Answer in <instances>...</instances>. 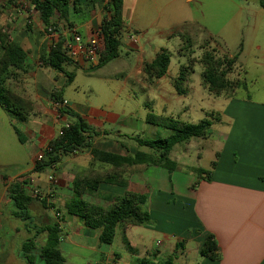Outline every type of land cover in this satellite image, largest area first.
Listing matches in <instances>:
<instances>
[{
  "label": "crops",
  "instance_id": "0c3cea01",
  "mask_svg": "<svg viewBox=\"0 0 264 264\" xmlns=\"http://www.w3.org/2000/svg\"><path fill=\"white\" fill-rule=\"evenodd\" d=\"M106 1L86 15L71 13V25L59 21L61 34L55 32L57 37L49 38L53 43L59 36L68 41L75 33L88 40L92 31L109 16ZM31 9L34 28H45L38 13L32 6ZM24 16L23 12L18 13L15 21L21 23ZM263 17L264 8L256 0H122L123 34L128 35L129 41L124 44V52L120 50L121 42L118 56L112 60H122L123 83L131 80L154 89L164 103L163 110L167 111L166 116H160L173 118V102L180 100L183 111L189 113L206 99L207 93L201 83L187 82L185 95H177L171 85L180 66L186 62L184 54L178 52L186 34L191 35L194 29L207 39L216 37L220 41L235 42L234 52L225 54H237L240 62L241 57L253 51L256 28ZM213 25L220 28L215 32L211 28ZM18 36L16 42L25 53L20 71L27 74L18 94L33 106L24 123L15 125L17 129L28 125L27 135L32 144L29 150L31 167L20 174L27 179L16 181L29 197L25 204L28 218H19L22 213L14 205V210L5 208L11 206L9 192L16 182L2 190L0 178V264H45L40 251L47 242V229L54 225L58 228L61 264H140L141 261L161 264L167 260L173 264H264V101L215 97L224 102L218 108L221 112L206 114L215 113V124L211 125L206 137L185 143L201 140L205 145L190 166L183 161L185 152L178 149L176 161L171 160L176 168L170 173L162 167L137 165L129 167L113 183L101 180L95 190L85 189L79 199L101 207H106L110 198L127 192L144 195L147 199L144 206L150 219L147 224L118 225L112 242L101 244L99 230L86 227L66 210V204L78 198L74 192L75 183L84 181L91 186L111 170L110 165L94 158V151L128 157L137 152L150 154L151 150L138 146L136 139L141 138L133 136L132 132L128 136L123 129L115 131V114L102 117L98 110L80 109L82 106L70 104L64 98L63 87L71 85L75 77L73 72H65V66L89 74L111 64L112 60L99 67L84 60H71V64L63 66L62 73L42 63L49 53L43 39H35L30 32L23 31ZM133 36L137 38L135 44L131 42ZM254 48L264 58V50H260L259 45ZM162 49L172 54L167 74L146 83L143 66ZM172 63L176 70L169 74ZM66 74L72 75L68 83ZM55 95L67 102L64 109L70 115L59 113L53 100ZM75 118L82 119L91 128L86 146L62 155L51 167L35 171L36 156ZM120 127L125 125L120 124ZM21 137L22 143L16 135L17 142L26 143L25 137ZM198 169L207 174L198 177ZM49 174L55 178L54 185L47 180ZM169 175L177 176L174 187L167 183ZM30 186L48 193L49 205L29 196ZM208 236H212L218 247L217 260L200 255Z\"/></svg>",
  "mask_w": 264,
  "mask_h": 264
},
{
  "label": "trees",
  "instance_id": "16d2710c",
  "mask_svg": "<svg viewBox=\"0 0 264 264\" xmlns=\"http://www.w3.org/2000/svg\"><path fill=\"white\" fill-rule=\"evenodd\" d=\"M105 0H7V3H26L33 7L38 13L45 29L51 27L54 32H58V22L64 21L68 26L71 25L69 15L79 14L86 15L101 6ZM257 4L264 8V0H256ZM122 0H107L106 9L109 16L105 18L100 30L103 35V45L99 52V63L97 67L109 62L118 56V50L121 45V38L124 28L121 21ZM188 40V39H187ZM67 41L59 36L58 41L49 50L46 58L42 63L51 69L62 72L65 64H71V59L65 49ZM187 44V42H186ZM185 46V45H184ZM182 48H185V47ZM208 47V44L207 46ZM205 49V47H201ZM182 49H179L180 52ZM172 54L165 49L155 56V58L145 63L143 66V80L151 83L154 80L163 78L167 74L170 58ZM186 58V63L181 65L179 73L175 79H172L171 85L177 95H185V84L188 82L190 74L193 72L192 65L195 61ZM25 59V53L17 42L11 40L4 33L0 26V106L7 113L13 124L24 123L27 115L32 111V104L28 100L19 96L10 90L7 81L12 72L22 69ZM188 60V61H187ZM201 66L200 74L201 86L210 95L214 97H232L235 90L245 88V80L229 79V75L236 68L237 54L234 56L218 57L214 49H206L197 61ZM67 83L71 81L72 75L66 74ZM54 102H60L58 95L53 97ZM61 115H70L65 109H59ZM215 114H209L210 120L204 119L195 124L182 122L180 120L164 117L156 114H148L146 122L154 127L169 130L171 134L159 140L136 139L138 146L151 150L150 154L137 152L134 156L122 157L111 153L94 151L93 156L98 161L110 165L112 168L103 178L94 181L95 183L87 185L84 181H77L74 186V192L77 197L85 189L95 190L97 184L103 182L113 183L116 179L127 171L129 167L137 165L153 166L165 168L169 173L174 171L176 164L168 159V154L172 148L181 143H186L191 139L204 138L207 136L212 120H217ZM217 116V115H216ZM213 117V118H212ZM14 131L19 142H23L19 130L13 125ZM91 133V128L80 118H75L67 127L62 128L61 133L51 139L44 150V159L35 164L34 170L39 171L46 167L56 164L62 155L74 153L86 146L87 137ZM93 134V133H92ZM198 177L207 174V171L197 170ZM86 186V187H85ZM9 198L13 202L16 210L22 213L19 218L26 220L25 214L26 203L29 199L17 182L13 184L9 192ZM144 195L127 192L120 197L110 198L106 207L92 205L88 202L77 199L66 204V210L79 218L86 227L99 230V242L109 245L114 237L118 225L140 226L147 224L150 219L144 206L146 203ZM48 238L45 246L40 251V257L45 264H61V255L58 250V228L54 225L47 229ZM200 255L209 260L218 259V247L212 236L206 237L200 249ZM141 261L140 264H145ZM161 264H173L167 260Z\"/></svg>",
  "mask_w": 264,
  "mask_h": 264
},
{
  "label": "rangeland",
  "instance_id": "374dc122",
  "mask_svg": "<svg viewBox=\"0 0 264 264\" xmlns=\"http://www.w3.org/2000/svg\"><path fill=\"white\" fill-rule=\"evenodd\" d=\"M20 12L26 15L22 18L21 23L15 21ZM33 14L29 4L20 2L9 4L7 0H0V26L3 28L4 33L13 37V39H11L9 36L11 40L16 42L19 39L18 35L20 32H30L35 39H43L44 44L47 45L50 50L59 38L53 43V40L49 38L45 28L35 29ZM63 27L66 26L64 25ZM211 28L216 32L220 27L219 25H213ZM60 31V27L58 26L57 33L61 34ZM255 34L256 37L253 40V46L259 45L260 50H264V17L258 24ZM128 41V35L124 33L121 39V52H124V44ZM207 44L208 47H206ZM235 45L236 43L231 40H226L224 42L218 40L216 37L207 39L201 31L194 29L191 35L186 34L180 52L188 56L192 61H195L192 65L193 73L190 74L188 83L195 85V83L201 82L200 74L202 68L198 65L197 61L202 56L204 50L214 49L215 54L218 57H222L226 55L225 52H234ZM246 45H249V42H247ZM183 46L185 48H182ZM201 47H205V49H201ZM254 47L253 51L241 57L240 62L237 61L236 68L228 77L231 80L243 79L246 83L245 88L235 90L233 94L234 98H249L251 100L264 101V58H261L262 55L258 54L257 51L254 50ZM129 56L133 57L132 52H129ZM112 61L111 64L106 65L104 68L89 74H84L80 69H75L72 66H65V72H73L75 76L71 85L63 87L66 101L70 104L82 106L79 107L80 109L91 107L94 110H98L102 117H106L107 114L111 113L115 114L117 117V125L114 126L116 128L115 131L123 129L128 136H130L132 132L133 136H138L144 140H159L168 137L171 134L169 130L145 123L147 114L152 113L166 116L167 111L163 110L164 103L160 100L159 94L156 93L154 89H150L146 85L131 80L127 83H123V75H121V73L122 70H124V66H120L122 60ZM185 63L187 65V62ZM175 70L176 67L174 63H172L169 67V74L174 73ZM22 72H12L13 74L7 81L8 88L16 94H18V90L22 88V79L27 77V74ZM102 75L105 77H101ZM204 97H206V99L198 103V107L194 106V111L189 113L183 111L184 105L181 104L180 100L179 102H173L171 106L173 110L172 117L190 124L198 123L204 119L210 120L211 117L206 114L208 112H221V109L218 108H220L224 102L222 99L215 98L207 93ZM211 114L214 115L215 113ZM214 121L215 120H212V125L215 124ZM120 124L125 125V127L118 128ZM13 125L16 124L10 121L7 113L0 106V178L2 180V190L8 189L11 182H22L23 179L26 180L27 178L22 177V175L20 176V174H23L31 167L29 152L32 150V144L29 143V137L27 135L26 127H28V125L18 127L20 134L26 139V143L24 144L17 142ZM131 126L134 127V130ZM204 148L205 145L201 144V140H195L194 144H177L172 148V152H169L168 159L170 161H176L175 155L177 154V150L182 149L181 153L185 152L183 157H186L183 161H186L190 166L191 162L194 161L196 157L195 155L200 151L203 152ZM20 178L22 179L20 180ZM176 179L177 176L171 177V175H169L167 180L168 185L174 187V185H176ZM5 208L7 210H14L13 202L11 206Z\"/></svg>",
  "mask_w": 264,
  "mask_h": 264
},
{
  "label": "built area",
  "instance_id": "2783aa9c",
  "mask_svg": "<svg viewBox=\"0 0 264 264\" xmlns=\"http://www.w3.org/2000/svg\"><path fill=\"white\" fill-rule=\"evenodd\" d=\"M48 35L55 39L57 36L51 27L47 29ZM56 36V37H55ZM131 42L133 44L137 43L136 37H131ZM103 43V35L101 33L100 27L96 28L92 31L91 37L88 40H84L79 35L73 33L70 39L67 41L65 45V49L68 53L69 58L72 61L84 60L90 64H98L99 63V52L102 49ZM55 106L59 109H64L67 106L66 101H60L55 103ZM66 125L65 127H67ZM44 159V151L36 156V162H41ZM47 180L51 184H55V178L52 175H47ZM29 196L34 199H37L41 202H45L49 204V194L46 192H42L40 189L36 187H29Z\"/></svg>",
  "mask_w": 264,
  "mask_h": 264
}]
</instances>
